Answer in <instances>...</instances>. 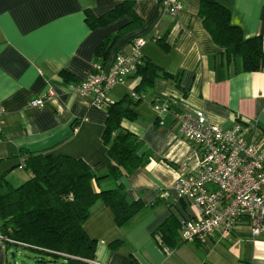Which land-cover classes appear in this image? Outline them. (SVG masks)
<instances>
[{"label": "crops", "instance_id": "0c3cea01", "mask_svg": "<svg viewBox=\"0 0 264 264\" xmlns=\"http://www.w3.org/2000/svg\"><path fill=\"white\" fill-rule=\"evenodd\" d=\"M124 1H133L141 28L108 45L105 62L109 64L117 53H129L133 42L141 38L146 41L140 49L142 64L150 62L179 81L177 85L172 79L156 80L131 108L137 119L121 123L143 142L140 154L149 164L119 183L129 202L141 201L149 209L123 230L109 208L96 204L83 225L85 234L97 243L89 264H130L132 257L139 264H264V238L248 240L246 229H238L225 242L205 246L183 242L170 251L153 237L167 218L175 216L179 223L190 216L187 203L177 199L172 185L182 171L198 165L195 150L177 134L175 112L155 111L154 98H173L179 110H199L209 123L223 129L244 121L256 127L264 141V70L243 73L237 60V73L231 69L232 75L225 77L222 51L198 17L200 0H182V11L175 19L163 14L158 0H0V107L4 110L0 179L4 176L14 183L28 179L17 172L24 171L19 167L23 152L82 160L95 175H105L109 160L101 136L106 110L80 99L74 87L93 63L102 61L96 55L99 45L128 22L122 18L90 29L85 12L100 17ZM219 1L230 10L231 23L245 38L260 36L264 42V0ZM155 37L163 38L167 48L159 46ZM61 71L69 72L74 81L64 82ZM136 83L132 77L115 85L109 103L132 93ZM49 90L54 96L43 108L26 106ZM110 187L109 180H103L96 191ZM4 244L0 243V264H10L12 249Z\"/></svg>", "mask_w": 264, "mask_h": 264}, {"label": "trees", "instance_id": "16d2710c", "mask_svg": "<svg viewBox=\"0 0 264 264\" xmlns=\"http://www.w3.org/2000/svg\"><path fill=\"white\" fill-rule=\"evenodd\" d=\"M133 7V1H124L100 17L85 12V21L90 29L107 27L122 18L128 20L97 48L96 55L102 58V62L107 59L108 45L120 36L141 28V21ZM198 17L213 43L222 51L220 66L227 73L226 78L237 73V60H240L243 73L264 70V42L261 37L245 38L241 29L231 23L230 10L219 0H200ZM157 44L167 48L163 38H158ZM59 75L66 83L74 81L67 71H61ZM132 77L137 79L133 88L136 99L127 95L108 103L105 108L107 117L101 136L109 160L105 175H95L82 160L23 152L21 155H25L24 171L29 174L28 180L12 186L4 176L0 179L2 233L9 240L24 246L5 243L7 250L14 249L17 253V249H29L61 260L62 264H89L95 258L97 243L85 234L83 225L96 204L109 208L114 222L123 230L132 226L138 214L149 209L141 201L129 202L123 185L119 183L149 164V159L140 154L143 142L123 129L121 123L137 119L131 108L142 101V95L153 87L156 80L172 79L178 85L179 79L161 72L150 62L140 65ZM172 110L180 111L176 105ZM103 180H109L111 187L96 191L97 183ZM153 237L162 249L169 251L183 244L175 216L167 218ZM130 264L139 263L132 257Z\"/></svg>", "mask_w": 264, "mask_h": 264}, {"label": "built area", "instance_id": "2783aa9c", "mask_svg": "<svg viewBox=\"0 0 264 264\" xmlns=\"http://www.w3.org/2000/svg\"><path fill=\"white\" fill-rule=\"evenodd\" d=\"M158 4L163 14L172 19L183 8L182 0H158ZM145 43L141 38L135 40L129 53H117L109 64L93 63L85 79L74 87V93L80 99H89L97 108H106L112 88L137 73L142 64L140 49ZM53 96V90H49L26 106L43 108ZM130 97L137 96L131 93ZM175 105L177 102L169 97L154 98L152 102L159 113H169ZM3 118L0 107V134ZM174 118L178 136L198 157L197 167L182 171L172 185L177 199L187 203L191 212L179 222L181 240L199 246L218 244L229 240L238 229H246L248 240L264 238V141L259 131L241 122L223 129L209 123L199 110L177 111ZM20 163V168L24 167L25 159ZM0 243L24 247L2 233L1 223Z\"/></svg>", "mask_w": 264, "mask_h": 264}, {"label": "rangeland", "instance_id": "374dc122", "mask_svg": "<svg viewBox=\"0 0 264 264\" xmlns=\"http://www.w3.org/2000/svg\"><path fill=\"white\" fill-rule=\"evenodd\" d=\"M18 174L25 175L27 178H29V174L24 171L17 170ZM28 179H26L27 181ZM9 184L13 186H18L24 182L20 183H14L8 181ZM13 250V249H12ZM11 250V251H12ZM10 261V260H9ZM10 264H62L61 260H57L52 258L51 256L42 255L37 252H34L29 249H18L16 253V257L14 262H9Z\"/></svg>", "mask_w": 264, "mask_h": 264}, {"label": "water", "instance_id": "95a60500", "mask_svg": "<svg viewBox=\"0 0 264 264\" xmlns=\"http://www.w3.org/2000/svg\"><path fill=\"white\" fill-rule=\"evenodd\" d=\"M15 255H16V252H15L14 250H12V251H10V252L8 253L9 260H10L11 262H14V260H15Z\"/></svg>", "mask_w": 264, "mask_h": 264}, {"label": "bare ground", "instance_id": "6f19581e", "mask_svg": "<svg viewBox=\"0 0 264 264\" xmlns=\"http://www.w3.org/2000/svg\"><path fill=\"white\" fill-rule=\"evenodd\" d=\"M141 61H142V59H141ZM141 65H142V64H141ZM132 93H133V92H132ZM130 94H131V93H130ZM130 94H129V96H130ZM134 94H135V93H134ZM135 95H136V94H135ZM153 100H154V99H153ZM152 102H153V101H152ZM183 110H184V109H183ZM180 111H182V110H180ZM22 158H25V157L23 156V157H21V159H22ZM21 159H20V161H21ZM20 166H21V163H20ZM20 166H19V167H20ZM24 167H25V164H24ZM24 167H22V169H23ZM184 243H185V242H184ZM15 252H16V251H15ZM15 257H16V255H15Z\"/></svg>", "mask_w": 264, "mask_h": 264}]
</instances>
